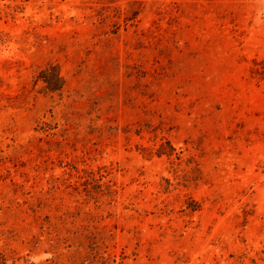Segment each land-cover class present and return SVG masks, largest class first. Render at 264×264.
Listing matches in <instances>:
<instances>
[{"label":"rangeland","instance_id":"374dc122","mask_svg":"<svg viewBox=\"0 0 264 264\" xmlns=\"http://www.w3.org/2000/svg\"><path fill=\"white\" fill-rule=\"evenodd\" d=\"M0 264H264V0H0Z\"/></svg>","mask_w":264,"mask_h":264},{"label":"trees","instance_id":"16d2710c","mask_svg":"<svg viewBox=\"0 0 264 264\" xmlns=\"http://www.w3.org/2000/svg\"><path fill=\"white\" fill-rule=\"evenodd\" d=\"M49 68L54 69V66H49ZM49 68H46L42 71L41 77L46 83V87L48 89L50 90L58 89L62 86V84L60 83L61 76L59 75V73L49 72Z\"/></svg>","mask_w":264,"mask_h":264}]
</instances>
